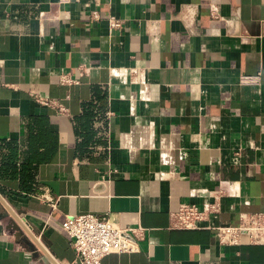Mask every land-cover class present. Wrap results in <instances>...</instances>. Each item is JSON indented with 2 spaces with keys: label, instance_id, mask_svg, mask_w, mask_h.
<instances>
[{
  "label": "crops",
  "instance_id": "0c3cea01",
  "mask_svg": "<svg viewBox=\"0 0 264 264\" xmlns=\"http://www.w3.org/2000/svg\"><path fill=\"white\" fill-rule=\"evenodd\" d=\"M220 187L203 224L264 211V0H0V196L35 236L0 201V264H77L60 224L83 213L146 228L101 264H264V244L169 228Z\"/></svg>",
  "mask_w": 264,
  "mask_h": 264
},
{
  "label": "built area",
  "instance_id": "2783aa9c",
  "mask_svg": "<svg viewBox=\"0 0 264 264\" xmlns=\"http://www.w3.org/2000/svg\"><path fill=\"white\" fill-rule=\"evenodd\" d=\"M108 22L111 26L120 25L118 20L112 18ZM86 72L87 68L79 65L75 75L70 72H60L58 82L60 84L77 83ZM32 98L42 105L55 108L58 112H66V108L56 98L37 93H33ZM225 193L226 189L220 187L212 192V199L201 206L191 203L179 205L176 210L169 212V228L210 229L213 237L221 245L236 246L243 241L264 244V211L241 213L237 224L233 225L203 224L220 212V199ZM14 217L16 221L13 227L19 234L33 235L32 227L24 216L17 214ZM60 229L70 242L77 264H101V259L109 253L137 252L139 242L145 238L146 232V228L141 225L120 227L109 218L98 217L92 213L66 216L60 224Z\"/></svg>",
  "mask_w": 264,
  "mask_h": 264
},
{
  "label": "rangeland",
  "instance_id": "374dc122",
  "mask_svg": "<svg viewBox=\"0 0 264 264\" xmlns=\"http://www.w3.org/2000/svg\"><path fill=\"white\" fill-rule=\"evenodd\" d=\"M14 214L17 215V213H15V212H14ZM7 215H8V217L10 218L11 223H12V224H15L14 222L16 221V218L14 217V215L11 214V213H9V212H7ZM13 220H14V221H13ZM14 226H15V225H14ZM22 235H23V237H25V238H27L28 240H30L31 242H33V240L31 239L30 236H27V235H24V234H22Z\"/></svg>",
  "mask_w": 264,
  "mask_h": 264
},
{
  "label": "water",
  "instance_id": "95a60500",
  "mask_svg": "<svg viewBox=\"0 0 264 264\" xmlns=\"http://www.w3.org/2000/svg\"><path fill=\"white\" fill-rule=\"evenodd\" d=\"M0 201H1V202H2V203L8 208L9 212L15 216L14 212L8 207V205H7L6 202L2 199L1 196H0Z\"/></svg>",
  "mask_w": 264,
  "mask_h": 264
}]
</instances>
